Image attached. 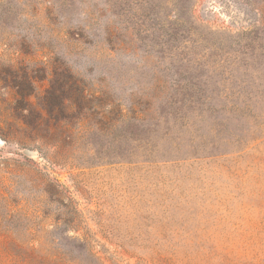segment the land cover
Returning <instances> with one entry per match:
<instances>
[{"label": "rangeland", "instance_id": "1", "mask_svg": "<svg viewBox=\"0 0 264 264\" xmlns=\"http://www.w3.org/2000/svg\"><path fill=\"white\" fill-rule=\"evenodd\" d=\"M0 264H264V0H0Z\"/></svg>", "mask_w": 264, "mask_h": 264}]
</instances>
